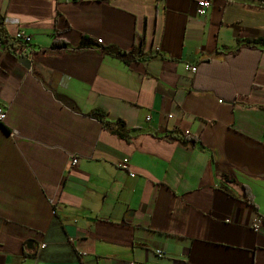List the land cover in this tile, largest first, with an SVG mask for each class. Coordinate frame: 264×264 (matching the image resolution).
Listing matches in <instances>:
<instances>
[{
  "label": "crops",
  "instance_id": "crops-1",
  "mask_svg": "<svg viewBox=\"0 0 264 264\" xmlns=\"http://www.w3.org/2000/svg\"><path fill=\"white\" fill-rule=\"evenodd\" d=\"M196 5L0 0V264H264V0Z\"/></svg>",
  "mask_w": 264,
  "mask_h": 264
},
{
  "label": "trees",
  "instance_id": "trees-1",
  "mask_svg": "<svg viewBox=\"0 0 264 264\" xmlns=\"http://www.w3.org/2000/svg\"><path fill=\"white\" fill-rule=\"evenodd\" d=\"M3 23H4V16L3 14L0 13V43H3L5 46H8V48L12 49L19 42L15 38L12 39L10 38L9 35H7V33L5 32L6 29ZM246 42L249 44L260 45L262 48H264V36H260L259 38H253V39L247 38ZM22 46H25V44H23ZM87 48L101 49L103 53L117 56L121 58V60L125 61L126 63L153 57V55H151L150 53H144L142 46L139 48L134 47L131 50H122L117 45L101 44L99 41L95 40L94 38H91L89 35H83L80 40L79 45L76 47L74 46L72 47L64 39L56 37L49 48H46L44 50L40 48V50L42 49L45 52H53V53L55 52L60 53L65 50H71L75 53V52H80L83 49H87ZM105 114L106 113L102 109H95L90 113L91 116L102 121L103 125L106 128L111 129V131L118 134L119 137L124 138V139H129L132 136L129 129L126 128V123L124 120L118 118L115 121H111L106 117ZM182 141L185 143L186 142H193V143L197 142L196 138H193V137L191 138L186 137Z\"/></svg>",
  "mask_w": 264,
  "mask_h": 264
},
{
  "label": "built area",
  "instance_id": "built-area-1",
  "mask_svg": "<svg viewBox=\"0 0 264 264\" xmlns=\"http://www.w3.org/2000/svg\"><path fill=\"white\" fill-rule=\"evenodd\" d=\"M213 0H197V5H196V11L199 15H201L202 17L206 16L210 6L212 5ZM14 38L19 42V43H26V44H30L32 41V37L30 35H28L26 33V31L24 29H20L17 32H15L14 34ZM188 70H191L192 72H195L198 67L196 65H187ZM7 108H5L4 106H2L0 104V123L4 124L6 122L7 119ZM149 118V117H148ZM189 131L185 132V134H188ZM78 161V158H74L71 163L72 165H75ZM127 162L128 159H125L124 162L121 163V167L126 168L127 167ZM131 175H134V172H131ZM261 223L260 218H258L256 220V222L254 223V227L255 229L258 230L259 228V224ZM159 255H163V251L161 249L157 250Z\"/></svg>",
  "mask_w": 264,
  "mask_h": 264
},
{
  "label": "water",
  "instance_id": "water-1",
  "mask_svg": "<svg viewBox=\"0 0 264 264\" xmlns=\"http://www.w3.org/2000/svg\"><path fill=\"white\" fill-rule=\"evenodd\" d=\"M28 244H29V245H31V243H30V242H28Z\"/></svg>",
  "mask_w": 264,
  "mask_h": 264
}]
</instances>
